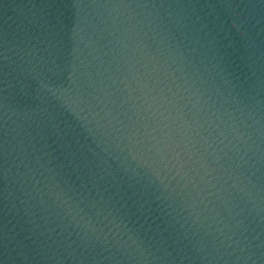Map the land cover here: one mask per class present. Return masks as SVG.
<instances>
[{"label":"water","instance_id":"obj_1","mask_svg":"<svg viewBox=\"0 0 264 264\" xmlns=\"http://www.w3.org/2000/svg\"><path fill=\"white\" fill-rule=\"evenodd\" d=\"M0 264H264V0H0Z\"/></svg>","mask_w":264,"mask_h":264}]
</instances>
